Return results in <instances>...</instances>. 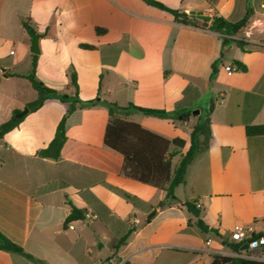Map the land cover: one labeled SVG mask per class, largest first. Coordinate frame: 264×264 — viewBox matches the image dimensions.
<instances>
[{
  "label": "crops",
  "instance_id": "crops-1",
  "mask_svg": "<svg viewBox=\"0 0 264 264\" xmlns=\"http://www.w3.org/2000/svg\"><path fill=\"white\" fill-rule=\"evenodd\" d=\"M154 1L229 23L247 12L250 18L223 45L213 23L208 28L180 24L148 0H0V87L10 81L19 87L17 95L0 92V125L37 98L25 78L33 55L26 19L39 35L36 76L47 87L67 91L73 66L84 101L99 96L120 106L178 114L204 101L207 114L192 112L188 121L127 117L169 140L185 141L171 152L185 154L199 117L210 120V136L207 141L200 136L185 183L175 188L177 201L170 202L165 190L124 176V157L104 142L110 120L104 105L68 117L58 160L38 152L54 139L69 104L51 99L27 113L0 139V232L39 261L0 250V264H107L112 257L124 264H212L215 255L248 254L247 241L231 239L236 225L249 229L250 238L264 234V31L254 21L264 0ZM97 28L105 32L98 34ZM232 40H241L243 48ZM227 66L235 71L229 74ZM28 91L31 100L23 99ZM247 127H262L263 133L248 136ZM161 201L167 205L146 222ZM187 203L219 236L195 225ZM74 208L83 218L86 212L95 218L70 221L74 229H69Z\"/></svg>",
  "mask_w": 264,
  "mask_h": 264
},
{
  "label": "trees",
  "instance_id": "trees-1",
  "mask_svg": "<svg viewBox=\"0 0 264 264\" xmlns=\"http://www.w3.org/2000/svg\"><path fill=\"white\" fill-rule=\"evenodd\" d=\"M148 2L153 6L171 13L174 16L175 21L180 24L201 28V26L198 25L196 18L191 15L179 10L170 9L154 0H148ZM249 18L250 14L247 12L244 18L238 22H226L225 25L213 24L211 28L214 31L220 32L224 36V45L231 40V38H229L231 35L241 32L248 25ZM30 23V19L24 20L23 27L29 37H32L34 34H37V31ZM104 32V29L97 28L98 34H102ZM40 37H43V35H40ZM232 41H234L239 47L243 48V42L241 40ZM80 47L88 50L95 49V46L86 44H81ZM37 60L38 55L33 54L31 71L27 76H25V78L30 82L33 90L37 92V98L27 104L29 112L37 111L47 100L51 99L69 104L67 112L58 124L54 139L46 148L40 150L38 155L43 158L58 160L61 157V150L67 139L66 122L68 117L78 109L104 105L108 109L110 116V120L105 131L104 142L107 147L119 152L124 157V176L140 183L150 185L151 187L165 190L167 192V200L170 202L177 201L174 193L175 188L185 183V173L187 167L199 150L200 136L204 135L205 141H207L210 136V131L207 129V124L210 121L209 118L199 117V121L191 133V146L185 154H181L180 151L176 150L171 152L170 149L172 146H175L176 148H183L185 141L180 138L169 140L142 127L138 123L129 121L127 117L131 114L138 113L147 116L188 121L192 116V111H188L185 114H178L169 112L165 109L142 108L133 103H130L127 106H120L114 102L100 101L99 96L94 100L84 101L80 98L77 72L73 66H71L68 70V90L61 92L47 87L37 78ZM237 65L240 64L238 63ZM19 112H21V110H15L11 118L0 125V139H2L8 132L17 128L24 119L25 116L22 118L16 117V114ZM258 133H263L262 127H247L248 136ZM179 154H181V159L177 166L173 167L172 160ZM166 205L167 201H161L157 206H155L153 211L148 215L146 222H149L156 215L157 211ZM187 207L196 219L195 225L202 232L205 234L214 233L219 236L217 231L207 226L200 219V211L194 204L187 203ZM76 219H83V217L82 213L74 208L67 221L70 222ZM132 232L133 229L129 230L128 234L119 241V244L115 246L116 250H119L120 247L126 243ZM260 236H264V234L257 235V237ZM241 246L242 244H238L235 247V250L238 252ZM0 250L20 254L31 261H39L31 254L27 253L21 246L7 238L2 232H0ZM212 264H264V262L248 260L238 256L231 257L215 255Z\"/></svg>",
  "mask_w": 264,
  "mask_h": 264
},
{
  "label": "built area",
  "instance_id": "built-area-1",
  "mask_svg": "<svg viewBox=\"0 0 264 264\" xmlns=\"http://www.w3.org/2000/svg\"><path fill=\"white\" fill-rule=\"evenodd\" d=\"M226 71L229 74H232L235 69L232 66L225 67ZM95 218V215L86 212L84 218L82 220H85L86 222L92 220ZM69 229H74L73 222H70L68 224ZM249 229L246 227L238 224L234 227V229L231 232V239L238 243H243L247 241L248 247V254L245 255L243 258L258 262H264V236L260 237H249ZM107 264H124L120 260H118L116 257H112L107 261Z\"/></svg>",
  "mask_w": 264,
  "mask_h": 264
},
{
  "label": "water",
  "instance_id": "water-1",
  "mask_svg": "<svg viewBox=\"0 0 264 264\" xmlns=\"http://www.w3.org/2000/svg\"><path fill=\"white\" fill-rule=\"evenodd\" d=\"M191 16L195 17L198 25H200L201 27H204V28H208L211 23L218 24V25H225L226 24V22L223 20L222 17H220V16L213 17L208 12H202V11L193 12L191 14ZM31 52L33 54H36V55L40 54L39 35L38 34H34L31 38ZM2 71H5V69L2 68ZM27 113H29V108L26 106V107H24V109L21 112L16 114V117L22 118ZM199 113H200V111H198V110L193 112L194 115L199 114ZM244 247L246 249H248L249 245L245 244Z\"/></svg>",
  "mask_w": 264,
  "mask_h": 264
},
{
  "label": "rangeland",
  "instance_id": "rangeland-1",
  "mask_svg": "<svg viewBox=\"0 0 264 264\" xmlns=\"http://www.w3.org/2000/svg\"><path fill=\"white\" fill-rule=\"evenodd\" d=\"M251 21H253V20H251ZM254 21L257 22L258 29H260L261 31H264V9H261L260 14L254 18ZM18 90H19V87H17L15 85V81L6 82L5 85L0 87V92L6 91V92L14 94V95L15 94L17 95ZM32 94H33L32 91H28L26 94H24L23 99L31 100ZM203 103H204V101L200 102L199 108L192 110V112L198 110V111H200L201 115H206L208 107H206V105Z\"/></svg>",
  "mask_w": 264,
  "mask_h": 264
}]
</instances>
